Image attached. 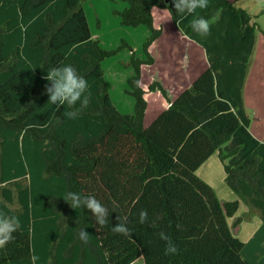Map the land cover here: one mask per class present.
I'll return each instance as SVG.
<instances>
[{
  "label": "trees",
  "instance_id": "trees-1",
  "mask_svg": "<svg viewBox=\"0 0 264 264\" xmlns=\"http://www.w3.org/2000/svg\"><path fill=\"white\" fill-rule=\"evenodd\" d=\"M120 1V0H112ZM121 23L145 25L144 57L133 51L127 92L133 112H121L107 85L104 61L119 49L94 37L85 0H0V211L18 216L15 239L0 249V264H253L242 255L241 200L220 198L197 171L215 153L226 181L264 219V140L243 156L224 148L242 126L233 101L218 92L207 67L173 98L143 68L155 62L163 33L155 11L168 13L179 32L192 33V16L177 24L173 0H121ZM223 9L247 14L231 0H209L199 16ZM251 17L248 18L250 20ZM72 64L89 83V102L69 119L66 106L48 103L47 70ZM164 109L146 124L150 99ZM73 110H76L74 108ZM242 143V142H241ZM242 147V148H241ZM66 191L95 196L110 211L100 226L90 210L73 209ZM148 213L141 224L139 214ZM130 229L114 232L117 223ZM85 227L90 241L78 238ZM165 234L177 253L165 255Z\"/></svg>",
  "mask_w": 264,
  "mask_h": 264
},
{
  "label": "rangeland",
  "instance_id": "rangeland-1",
  "mask_svg": "<svg viewBox=\"0 0 264 264\" xmlns=\"http://www.w3.org/2000/svg\"><path fill=\"white\" fill-rule=\"evenodd\" d=\"M231 1L247 14L224 9L225 13H220L211 20L207 36L201 37L194 32L189 35L199 42V46L202 45L197 58H201L203 65L213 66L220 86L225 87L235 100L236 111L243 123L254 131L256 137L264 140V0ZM84 5L92 33L94 37L101 39L103 47L118 49L125 44L124 48L104 61L103 67L114 104L123 113L133 112L136 100L126 91L128 79L133 73L130 62L133 51L136 56H145L143 46L150 30L145 25L128 26L121 23V16L116 10H123L128 5L125 1L85 0ZM155 14L156 22L163 27L164 39L168 43L172 39L174 23L164 10L157 9ZM226 14H230L229 17ZM187 39H182L181 43L187 45L193 42ZM192 49L193 46L190 45L187 50H177L176 56L193 58L195 51ZM167 54L174 57L173 51ZM149 66L143 69V83L150 81ZM160 100L157 94L151 97L152 107L148 111L146 124L150 123L153 115L160 109ZM249 138V135L242 136L241 142L245 148L240 152L241 156L248 149L246 142ZM237 196L240 197L239 194ZM249 212L250 208L246 203L239 211L245 220L240 236L245 244L242 255L253 264H264V229L258 237L254 235L252 215L249 216ZM251 233L253 235L248 237ZM133 264H144V260L140 258Z\"/></svg>",
  "mask_w": 264,
  "mask_h": 264
},
{
  "label": "clouds",
  "instance_id": "clouds-1",
  "mask_svg": "<svg viewBox=\"0 0 264 264\" xmlns=\"http://www.w3.org/2000/svg\"><path fill=\"white\" fill-rule=\"evenodd\" d=\"M173 3L176 17H178L176 19L177 24H180L188 16H192L193 19L190 22L192 31L201 37L208 35L211 21L199 16L197 10L206 9L209 0H173ZM45 79L50 82L45 89L49 96L48 103L57 107L66 106L68 111L65 112V115L69 119H75L79 114L77 105L84 107L89 102L87 79L80 75L77 68L72 64H62L58 67L49 68ZM74 108L76 110H73ZM61 196L73 209L85 208L90 210L98 225L103 226L109 223V209L95 196L83 195L73 191H66ZM147 220L148 213L146 210H142L139 214V222L143 224ZM20 227V220L17 215L0 211V249L5 248L15 239L14 233ZM112 230L124 236L130 233V229L123 222L114 225ZM78 238L84 244L89 243L90 234L85 231V227L79 231ZM161 238L166 241L165 255L177 253V246L165 234L161 233ZM31 260L32 264H37L39 257L34 255Z\"/></svg>",
  "mask_w": 264,
  "mask_h": 264
},
{
  "label": "crops",
  "instance_id": "crops-1",
  "mask_svg": "<svg viewBox=\"0 0 264 264\" xmlns=\"http://www.w3.org/2000/svg\"><path fill=\"white\" fill-rule=\"evenodd\" d=\"M158 10H160V9H158ZM155 13H156V11H155ZM220 13H221V15L223 13H225L224 9ZM226 15H228V17H229L230 14H226ZM172 31H174L173 35H172V39L170 42L167 43L166 39H164V37H165L164 32L165 31L163 29V33L160 36L157 43L155 44L154 50H153L155 62L152 65H150L149 67L151 68L150 80H152L153 78L160 80L168 88L172 97L175 99L179 96L180 93H182L184 90L189 88L192 85V83L209 66L203 65L202 60L200 61L201 58L200 59L197 58V56H198L197 53L198 54L200 53L199 48H201L202 45L199 46V42L196 41V39H193V36L181 34L175 24H174V28L172 27ZM148 36H149V33L147 32V37ZM187 38H189L193 42L191 44L188 43L187 45L181 43L182 39L187 41L188 40ZM190 45L193 46L192 50L196 52V54L194 52L195 56H193V58H186V57L184 58L183 56H179V57L176 56V55H178L176 53V52H178L177 50H181V51L187 50V49H189ZM179 46H180V48H179ZM169 51H173L174 57H170L167 54V52H169ZM207 64H208V62H207ZM215 75H216V73H215ZM216 87H217L218 92H226L227 93L228 97L230 99H232L234 108L236 109L235 100L229 95V93L225 87L220 86V81H219L217 76H216ZM160 102H161V100H160ZM151 107H152V103L149 105V109H151ZM163 109H164V107L162 106V103H161L160 109L157 111L156 114L153 115L152 120L155 117H157ZM240 119H241V117H240ZM151 121H150V123H151ZM241 122H242V126H241L240 130L235 134V136L231 139V141L227 145L224 146L225 147L224 149L226 151H231L232 149H235L238 146H243V143H241L242 136L249 135L250 138L246 142L248 149L245 150V153L243 155V156H245L246 154L251 152L259 142H261L263 140L256 137L254 134V131H252L247 124H244L242 119H241ZM244 148H242V150ZM240 154L241 153H238L235 156H233L231 158V162H235V163L240 162L241 159L243 158V156H241ZM197 173L202 179H204L206 182H208L215 189L217 195L220 198H226V199L238 198L236 192H234V190L230 187V185L226 181L225 168H224L222 161L219 158L218 153H215L214 155H212L202 165V167H200V169L197 171ZM238 199L241 200V207H240V210H241V208L244 206L245 203L243 204V200L240 197ZM251 218H252V223H253L252 231H254L255 232L254 235H257V237H258L259 233L264 229V219H262L260 216H258L256 214L252 215ZM244 222H245V220H244ZM252 235H253V233L249 234L248 237H250ZM240 236H241V233H240ZM246 236H247V234H246ZM144 264H145V262H144Z\"/></svg>",
  "mask_w": 264,
  "mask_h": 264
}]
</instances>
